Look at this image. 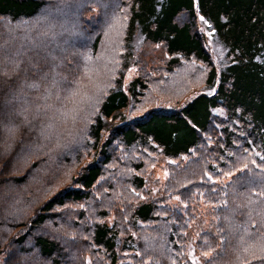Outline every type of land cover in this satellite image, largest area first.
<instances>
[{"label": "rangeland", "instance_id": "374dc122", "mask_svg": "<svg viewBox=\"0 0 264 264\" xmlns=\"http://www.w3.org/2000/svg\"><path fill=\"white\" fill-rule=\"evenodd\" d=\"M130 2L50 0L32 19L10 20L0 16V54L14 56L8 73L0 77L1 94L14 101L8 105L7 100L8 109L0 116V260L6 257L11 264H49L35 252H9L8 239L19 222L34 214L45 198L95 159L97 152L91 147L89 125L121 67ZM84 16L98 19L84 24ZM197 22L217 67L221 44L210 40L211 29L200 16ZM96 34L100 40L94 46ZM135 44L140 48V37ZM168 58L161 44L146 43L136 53L124 71L122 85L127 89L133 77L143 74L147 89L138 101H131L123 110L124 116L139 115L150 108H170L207 91L205 64L188 57L169 66ZM32 84L38 87H29ZM218 111L219 116L224 115L222 109ZM217 122L219 130L220 121ZM233 131L239 135L237 129ZM216 136L217 132L211 129L203 135L202 148L209 161L200 156L192 160V165L202 172L198 180L182 191V196L203 187L211 198L222 189L219 186L226 185L233 205L220 206L222 213L228 215L223 221L227 236L219 254L220 262L234 264L239 254L249 257V264H264V155L258 156L238 144L232 147L234 168L231 159L229 164L225 161L217 165L215 154L208 155L216 144ZM110 152L111 160L102 164L90 196L55 207L56 219L48 221L40 232L58 240L75 264H106L103 249H98L93 241L95 224L113 223L121 233L128 230L138 237V226L148 224L134 216L138 202L163 195L158 201L161 206L156 209L165 213L170 210L168 205L178 207L181 203L177 189L187 174L180 169L186 157H167L149 143L141 142L126 146L113 141ZM197 154L195 151L186 162ZM138 164L140 169H136ZM205 164H214L217 171L205 170ZM168 167L174 168V178H168ZM134 173L143 178L144 187L137 188L132 183ZM17 176H23L20 182L13 180ZM157 224L154 230H147V241L153 250H163L162 264H172L170 251L167 246L164 248L162 240L165 220ZM202 239L207 240L201 241L202 247L214 246L210 233L205 232ZM127 253L131 251H120L121 263H137L140 259L138 255L130 260ZM193 254L194 263L202 264L198 254Z\"/></svg>", "mask_w": 264, "mask_h": 264}, {"label": "trees", "instance_id": "16d2710c", "mask_svg": "<svg viewBox=\"0 0 264 264\" xmlns=\"http://www.w3.org/2000/svg\"><path fill=\"white\" fill-rule=\"evenodd\" d=\"M49 1L0 0V16L10 20L32 19ZM199 16L211 29L210 40L221 44V52L217 53V67L198 29ZM84 19L86 24L95 22L98 16H84ZM124 30L125 48L121 67L106 91L95 119L89 125L91 147L97 152L95 159L45 198L27 220L19 222L8 239V250L19 255L35 252L49 264H75L73 256L58 240L40 233L43 226L56 219L55 207L68 201L81 202L90 196L101 175L102 164L111 160L113 141L126 146L141 142L149 143L167 157H186L182 159L180 169L187 174L177 189L181 194V203L178 207L168 205L170 210L165 213L156 209L161 206L158 201L163 195L138 202L133 209L134 216L139 222L148 223L138 226V237L128 230L121 233L113 223L95 224L93 241L98 249H103L107 257L106 264H162L163 250H153L145 234L147 230H154L157 222L163 220L166 227L162 240L164 248L167 246L170 251L172 264H195L192 253L198 254L197 258L202 264H227L228 261L220 262L219 254L225 247L227 233L223 221H226L224 216L228 217L222 213L220 206L233 205L228 188H224L226 185L219 186L222 189L211 198L203 187H197L184 196L182 191L198 180L202 172L192 165V160L197 156L208 160L201 140L209 129L218 135L216 144L208 154H215L214 159L219 160L217 165L225 161L229 164V159L233 158L232 147L238 144L258 156L264 155V0H131ZM137 37L142 40L140 48L135 44ZM99 40L100 36L96 34L93 45L96 46ZM146 43L161 44L169 55V66H175L180 58L188 57L205 64L207 74L204 83L207 91L199 92L170 108H150L139 115L124 116L123 110L131 101H138L147 89L146 76L143 74L133 77L127 89L122 85L125 69ZM0 58V77L4 78L14 56L4 52ZM1 86L2 81L0 90ZM7 100L10 99L0 92V116L8 109L5 104ZM12 102L9 101L8 105ZM219 109L224 115L219 116ZM217 120L220 121L219 130L216 129ZM234 128L239 135L233 131ZM104 132L106 134L102 139ZM195 151L198 154L186 162ZM231 164V168H234L232 159ZM140 168L141 164L136 165V169ZM168 168V178H174V168ZM204 168L217 171L214 164H205ZM22 177L17 176L13 180L20 182ZM132 183L137 188L145 186L138 173H134ZM205 232L210 233L214 242L210 248L202 247L201 241L207 242L202 239ZM139 240L142 241L139 243ZM121 250L131 251L127 253L130 260L138 255L140 259L136 260L137 263H121ZM238 255L233 260L234 264H249V257ZM0 264H11V261L5 257L0 260ZM81 264L84 263L81 261Z\"/></svg>", "mask_w": 264, "mask_h": 264}, {"label": "snow or ice", "instance_id": "6c2138e0", "mask_svg": "<svg viewBox=\"0 0 264 264\" xmlns=\"http://www.w3.org/2000/svg\"><path fill=\"white\" fill-rule=\"evenodd\" d=\"M201 19L203 20V17H201ZM205 23H207V22L205 21ZM29 87H38V85L32 84V85H29Z\"/></svg>", "mask_w": 264, "mask_h": 264}]
</instances>
